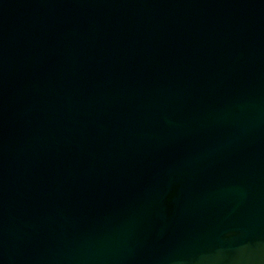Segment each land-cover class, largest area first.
<instances>
[{
    "label": "water",
    "instance_id": "95a60500",
    "mask_svg": "<svg viewBox=\"0 0 264 264\" xmlns=\"http://www.w3.org/2000/svg\"><path fill=\"white\" fill-rule=\"evenodd\" d=\"M0 264H264V0H0Z\"/></svg>",
    "mask_w": 264,
    "mask_h": 264
}]
</instances>
